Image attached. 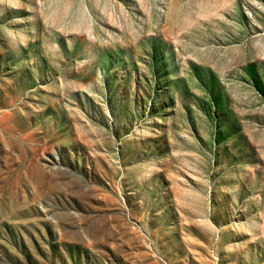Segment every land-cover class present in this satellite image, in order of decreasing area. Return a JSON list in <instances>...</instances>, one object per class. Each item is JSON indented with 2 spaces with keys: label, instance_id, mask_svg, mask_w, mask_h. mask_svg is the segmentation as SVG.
I'll use <instances>...</instances> for the list:
<instances>
[{
  "label": "rangeland",
  "instance_id": "1",
  "mask_svg": "<svg viewBox=\"0 0 264 264\" xmlns=\"http://www.w3.org/2000/svg\"><path fill=\"white\" fill-rule=\"evenodd\" d=\"M0 264H264V0H0Z\"/></svg>",
  "mask_w": 264,
  "mask_h": 264
}]
</instances>
